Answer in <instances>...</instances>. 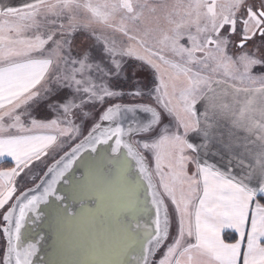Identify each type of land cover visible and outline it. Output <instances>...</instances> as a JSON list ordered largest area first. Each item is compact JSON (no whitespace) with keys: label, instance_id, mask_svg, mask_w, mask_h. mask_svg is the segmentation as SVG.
<instances>
[{"label":"snow or ice","instance_id":"snow-or-ice-1","mask_svg":"<svg viewBox=\"0 0 264 264\" xmlns=\"http://www.w3.org/2000/svg\"><path fill=\"white\" fill-rule=\"evenodd\" d=\"M0 264H264V0H0Z\"/></svg>","mask_w":264,"mask_h":264}]
</instances>
